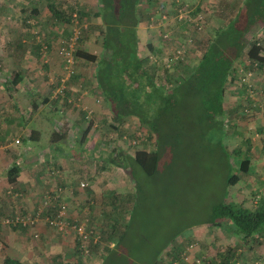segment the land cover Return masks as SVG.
I'll list each match as a JSON object with an SVG mask.
<instances>
[{
  "label": "rangeland",
  "instance_id": "rangeland-1",
  "mask_svg": "<svg viewBox=\"0 0 264 264\" xmlns=\"http://www.w3.org/2000/svg\"><path fill=\"white\" fill-rule=\"evenodd\" d=\"M50 3L55 4L56 8L64 12L70 8L77 13L81 12L83 16L78 14L81 18L83 17L87 29L82 31L79 49L96 55L101 51L99 36L101 23L93 15L98 9L99 1L0 0V116H6L9 107L11 114L13 111L16 113L14 116L33 118V121L26 122L19 117L17 126L7 132L11 145L0 149L1 161L12 165L15 164V160L28 159L29 166L25 173H28L30 178L33 177L39 181L41 174L46 170L51 180H57L67 174L58 170L60 166L57 167L56 163L46 160L47 154L41 147L50 143L56 131L50 127L47 119L43 118L42 121L39 116L80 117L77 129L71 128V124L63 120L58 123L57 131L61 132L67 144L72 145L78 140L80 142L87 120L79 114L80 107H74L78 108V112L73 111L71 114H68L67 110L72 106L73 100L85 94L86 89L81 88H87L85 86L89 85L88 82L94 68L93 63L76 58L73 76L77 77L76 81L71 77L65 83L64 92L62 94L56 92L62 77V59L58 55L57 46L60 40L65 39L70 33L71 27L68 22L55 19L49 10L48 4ZM147 3L153 5L155 0H139L138 6L143 16L149 14L148 10L146 11ZM169 3L171 4V1ZM196 3L197 0H174L171 5L172 8L176 6V13L164 8L152 14L156 17L154 22L159 21V14L169 16L168 24H164L163 28L160 25L155 26L150 19L144 20L138 27L139 48L143 54H146V44L149 42L156 46L154 57L157 62L154 61L152 64L154 67H159L155 69V72L157 79L162 80V84H165L167 79L174 81L179 76V72H186L188 68L196 65L204 46L213 38L215 30L228 22L239 8V0H200L202 6L198 7V10L195 8ZM179 8L191 9L192 13L196 10V13L192 15L201 12L204 19L202 30L197 31L190 24L191 26L187 25L190 30L184 32L181 26L187 23H178L175 19ZM261 26L264 25L259 23L256 29ZM164 29L170 32L173 40L182 41L187 36H191L194 42L184 59L176 61L168 69L163 66V59L172 52L170 50L172 39L169 40L171 47L168 48L169 46L163 43L161 36ZM35 30L40 35V41L48 45L45 53L40 50V42L33 34ZM153 30L160 33V36ZM180 32H184L186 36H181ZM260 42L262 43V40ZM255 72L252 92H247L243 85L228 82L224 92V97L228 100L224 107L225 115L217 118L218 123L210 120L202 126L204 121L200 120L202 116H191V119L190 116L183 115L173 117L170 122L172 124L170 134L160 137H155V134L141 125L136 117H127L120 124L116 122L108 105L102 102L101 92L98 89L97 92L94 91L93 101L98 111L90 113L91 122L92 125L96 122L93 116L104 118L99 123L101 131L96 133L103 134L105 147L110 150L113 147L119 148L122 158L130 157L138 149L157 150L160 164L155 172L148 174L136 163L128 166L127 162H122L128 173V176L124 177L128 188L124 192L128 198L124 204L125 209L120 208L119 194L105 197L108 200L103 208L100 202H95V216H92L91 225L98 231V241L88 243V252L78 253L72 262L63 264H169L171 259L177 260V264H192L194 259H201V264H221L222 257L227 256L230 245L225 246L227 241H223L221 235L225 232H220L219 225L209 221L213 218L214 207L223 200L224 196L227 198V203H232L236 207L249 206L256 198L258 199L255 194L259 192L255 193L254 187L248 188L245 185V200L240 199L241 203H237L238 205L231 202V193L230 191L227 193L225 182L228 175L238 171L227 167L226 161L232 162L236 158L235 152H231L232 146L236 144L240 148L244 146L241 148L242 157L252 156L256 160L264 159V153L254 155L248 150L252 144L257 145L256 148L264 144V74L258 70ZM16 74L20 75L21 80L14 87L12 78ZM80 76H85L88 82L84 83ZM79 83L85 86L80 87ZM70 84H74L79 89L72 91L68 88ZM230 89L233 91L231 94ZM69 92L73 96H70L72 94ZM230 96L234 97L230 99ZM72 97L75 98L72 99ZM249 99L252 101L249 102ZM13 101L15 103L12 107ZM252 103L258 105L253 107ZM244 109H248V112ZM53 111L58 114H52ZM88 111L91 110L88 109ZM24 125H26V131L23 132ZM221 126L226 133L224 141L228 151H222L220 148ZM194 130L205 131V135L199 140L197 131ZM17 136H20L22 140L15 144L14 138ZM247 141L250 143L249 146L246 144ZM48 144L46 147H49ZM24 147L30 149L27 150ZM44 149L48 150V148ZM69 151L72 152L71 155L75 152L72 148H69ZM96 154H93V157ZM86 156L89 157L88 154ZM85 165L88 170L95 169L93 168L94 160H89ZM113 166L111 168L114 169L115 165ZM239 175L247 177L243 172H239ZM15 193L16 190H12L13 195H9V197H14L13 201H17L19 197ZM36 193L40 196V191ZM62 193L61 189V198L67 203ZM253 195L255 196L252 200ZM39 204L40 201L37 200L32 211L36 210ZM206 223L207 229L209 228L207 234L211 242L202 241L201 243L194 237H192L194 239L187 237L192 229L200 224L206 225ZM71 232L68 233L71 235ZM35 233L34 238L39 237L35 236ZM178 235L181 237L174 242ZM228 242L231 244V241ZM190 243H196V245L191 251L189 260L186 261L189 263H185L182 256L185 246ZM249 247L247 245L245 248L241 247L234 254L230 252L229 257L232 256V259L228 264H234L236 261L239 264H261L263 259L249 262ZM178 254L179 256L175 258ZM220 254L223 256L221 257Z\"/></svg>",
  "mask_w": 264,
  "mask_h": 264
},
{
  "label": "trees",
  "instance_id": "trees-1",
  "mask_svg": "<svg viewBox=\"0 0 264 264\" xmlns=\"http://www.w3.org/2000/svg\"><path fill=\"white\" fill-rule=\"evenodd\" d=\"M98 1V9L93 15L101 23L99 32L101 51L96 55L78 49L75 52V58H82L93 63L92 81L101 92L102 100L110 108L113 119L119 124L125 118L133 116L148 131L154 133L155 137H160L170 134L172 127L170 122L173 117L183 115L190 116L191 119V116H202L200 119L204 120L202 126L210 120L218 123L217 118L225 115L224 92L229 80H234V72L238 63L244 58L253 60L258 63V71L264 73V48L257 35L253 36L250 31L257 22L264 25V0H241L236 14L215 30L213 38L204 46L197 64L188 68L186 72H179V76L174 81L167 79L165 84L157 79L155 69L159 67H154L151 62L155 55L151 52L156 50V46L149 42L146 44L149 55L139 53L137 29L146 16H143L138 6L139 0ZM48 6L55 19L68 22L70 12L73 11L70 10L71 8L70 11L64 12L56 8L55 4L50 3ZM194 12L191 11L192 14ZM78 13L83 16L81 12ZM186 23L190 25L188 21ZM158 35L160 36V33ZM163 43L169 45L167 41ZM245 47L247 51L243 55L242 51ZM20 80V75L16 74L12 78V83L15 86ZM87 123L86 129L92 125L91 120ZM194 131H197L199 140L205 135V131ZM222 151H225V148ZM118 157L111 154L109 163L122 169H125L121 162L123 160L128 163V166L136 163L148 174L155 172L160 164L157 150L148 152L138 149L133 156L121 159ZM235 157L238 159L240 157V162L237 160L238 170L243 173L247 172L249 159L242 158L240 151L235 152ZM226 162L228 168H234L233 162H228V160ZM19 169L15 163L8 170L10 182L15 181ZM238 177L237 173L228 175L225 180L226 186L235 184ZM54 192L46 193L54 194ZM44 194L41 195V199ZM61 200L60 198L59 201ZM257 203L253 208L236 207L223 200L214 207L213 218L209 221L212 224L221 225L219 221L226 220L224 227L246 242L264 229V199H260ZM74 219L69 214V220L73 222ZM75 243L76 251L84 252L81 241L76 237ZM230 252L232 253L228 248L227 256L220 254L221 257L223 256L221 264H228L232 259V256L229 257ZM178 256L179 254L175 258ZM2 264L23 263L7 256L3 258Z\"/></svg>",
  "mask_w": 264,
  "mask_h": 264
},
{
  "label": "crops",
  "instance_id": "crops-1",
  "mask_svg": "<svg viewBox=\"0 0 264 264\" xmlns=\"http://www.w3.org/2000/svg\"><path fill=\"white\" fill-rule=\"evenodd\" d=\"M165 1L155 0V4L153 5H149L147 3L146 11L148 10L149 14H147V16H144V19L145 20L150 19L151 18L150 16L159 9L164 10V8L166 9L168 8V10L170 11H175L176 6L172 8V5H173L172 3L174 0H165ZM170 1L172 5L169 3ZM240 5H241V1L239 0V6ZM200 6H202V4L200 3V0H197L195 8L198 10V7ZM174 13H176V11ZM166 24H168V22ZM258 24L259 22L253 25L250 31L253 34V36L257 35L259 40H262L261 45L264 48V26H261L260 28L256 29V26ZM187 25L189 26V24L181 26L184 32H188L187 30H190L188 29ZM153 31L155 33L157 32L155 30ZM184 32H180L181 36L184 35L183 34ZM156 34L158 35V33ZM138 37H139V34H138ZM168 46H169L168 48L171 47L170 44ZM245 51H247L246 47L243 49L242 54L245 53ZM139 53L141 55H144L143 51H141L140 48H139ZM151 54L156 55L155 52H151ZM145 55H149V53L147 54L146 52ZM263 55H264V51H263ZM238 62L240 61L238 60ZM77 71L79 72V70ZM93 72H94V68H93ZM73 79L74 81H76L77 77H72V80ZM80 79L84 83L88 82L85 79V76H80ZM232 82L234 83V80L232 81L229 80V83H232ZM88 83H89L88 86L87 85L85 86L83 83L78 84L80 87L84 85L85 87L88 88V89L81 88L82 90L86 89V91H85V94H83L80 97L81 98L80 105L82 108L89 109L91 110V112L94 111L93 113H96V111H98V108L97 106L95 107L93 96H95V92H97V86L92 81V75ZM68 88L71 89L72 91H76L79 89V88H76L74 84H70ZM67 91H70V90H67ZM232 92L233 91L230 89L229 93L231 94ZM241 93L244 95L243 91ZM70 96H73V94ZM230 97H231L230 99H232L234 96H230ZM74 98L75 97H72V99ZM223 100H224L223 103L225 107L227 105L228 100H226L225 97H223ZM235 101L237 104L238 102L237 99ZM248 101L251 102L252 100L249 99ZM102 102L105 104L103 100ZM14 103L15 102L13 101L12 107ZM252 105H254L253 107H256L255 105H258V104L252 103ZM74 107H76V105L74 102H72V106H70V109L67 110L68 114H71L73 111L78 112V108L76 109ZM79 111H81L79 112V114L83 116L84 111L82 109ZM15 114L16 113L14 111L11 114L9 107H8L6 116H0V146L2 147V149H4L5 147H10L11 142H10L9 136L7 135V132L9 130H13L17 126L19 117L22 119V121L23 120H25L26 122L33 121V118H31L30 116H19L18 117V116H14ZM52 114L57 115L58 113L53 111ZM39 117H41L40 120L42 121H43V118L47 119L50 127H52L54 131H56V133L50 140V143L49 144L47 143L49 147H46L47 144H45L44 147H41V149H43V151L46 152L47 154V155L45 154L47 156L46 160L54 164L56 163L57 167L60 166L58 170L60 169L61 172H64V174L66 173L67 174L64 177L61 176L57 180H51L49 179V173L46 170L45 172H43V174H41L40 176L41 180L39 181V180H36V178H33V177L30 178L28 176L29 174L25 173L27 172V168H28L27 166H29L28 159L24 161L15 160V163L19 166L20 169H19V172L17 174L15 181L10 182L8 180V170L12 167L13 164L11 165L10 163L6 161L2 162L1 161L2 154L0 153V218L6 217V216H12L17 210L22 213H31V211L36 205L37 200L39 201L41 200L42 194L46 192L52 193L54 191H57V189L63 190L62 196L64 197L66 201H68L67 204L69 205L68 206L69 214H71L72 217H74L75 219L79 221L87 220V223L90 224L91 228L93 229L95 228L93 225H91V221H92V216H95L94 215L95 205H96L95 202H100L103 208L105 207L107 200H108L106 198L110 197L113 194H116V195L119 194L120 208L125 209L124 204H125V201H128V198L126 197V194L124 192H126L128 188L126 186L127 180L124 177L125 175L128 176V173L126 171V168L122 169V168L115 166V168L113 169L111 168V167H114L113 164L109 163L111 153L114 155H117V157L119 156L118 157L119 159L122 158L120 156V149L117 147H113L112 150H110L109 148H106L105 147L106 143L104 141L105 138L103 134L96 133V132L101 131V129L99 128V123L102 122L104 118L102 116H93L94 121L96 122H94L93 125H91L88 129L85 128L82 131L80 142L78 140V142L73 143L71 145V144H67V142L64 141L63 135L60 134L61 132H57L59 129L58 123L65 120L71 124L70 125L71 128L77 129V125L80 124L79 122L80 117H76V116H39ZM221 129H222V132H221L222 139L220 142V148L221 149L225 148V151H228L227 150L228 148L224 141L225 140L224 135L226 133L223 130L222 126H221ZM22 131L23 132L26 131V125H24ZM16 139H18L19 142L20 140H22L20 136H17L14 138V143ZM2 143L4 144L2 145ZM109 144L111 145L110 142ZM246 144L248 146L250 145L248 141ZM256 146L254 144L249 146L248 148L249 152L253 153L254 155H257L258 153L259 154L264 153V144L259 145L258 148H256ZM44 148H48V150ZM69 148H72L75 150L74 154L71 155L72 152L69 151ZM241 148L237 147V144H236L232 146L231 152L240 151L241 157H242L243 151ZM24 149L28 150L30 148L24 147ZM144 150L148 152L154 151V150H148V149H144ZM95 153L97 154L95 157H93V154ZM86 154H88L89 157L86 156ZM131 156H133V154ZM247 158L249 159V164L247 167V172L244 173L247 175V177H242L239 175L240 171L238 170V167H237V160L238 162H240L239 160L240 157L239 159L238 157H236L235 160L232 161L233 162L232 164H235L234 168L238 170L236 173L238 174L239 177H238V181L235 184H233L232 186H227V190H228L227 193H229L230 191L231 193L230 197L232 200L231 202L237 204L240 202V199L244 201L246 198V192H245L244 186L247 185L248 188L254 187L253 189L254 192L260 193V194L259 193L255 194L257 195L258 199L256 198L254 203H252L249 206L243 205L244 207L253 208L258 204L257 202L260 199L261 200L264 199V159L259 158L258 160H256L255 158H252V156H249ZM89 160H94L93 168L95 169L93 171L88 170L86 168L85 164L86 162H89ZM121 162H125V161L123 160ZM68 165L70 166L68 167ZM80 182L85 183V186H83L84 188L80 186ZM252 188H250V190ZM9 189L14 190V191L16 190L17 194L16 193L15 194L16 196L17 195L19 196L17 198V201L12 200L14 197L13 198L9 197L10 195L8 193ZM17 191H20V192L18 193ZM37 191L38 192L40 191V196L39 195L37 196V193H36ZM255 195L251 197L252 200ZM223 200L227 201L226 196H224ZM100 212H103V210H100ZM226 222H227L226 220L219 221V223L221 224L219 225L220 232H225L224 234L221 233L222 240L227 241L226 242L227 244H225V246L230 245V247L228 248L232 249L231 251L234 254L235 252L240 250L241 247L245 248L246 245L248 247L252 245L254 248L252 249V247L250 246L248 250L249 251V262H257V261H260V259H263L262 260L263 262L261 264H264V229L261 232L253 235V238H250L246 242H244L238 237L234 236L231 232H229L227 228L224 227L225 226L224 224H226ZM208 231H209V228L207 229V223L206 225L200 224L194 229H192L190 233H188L189 235H187V237L191 239L195 238L199 240V242L201 243L202 241L209 243V241L211 242V240L207 234ZM35 232L37 236L39 237L34 238L33 235ZM72 233L73 232H71V235L70 234L62 235L61 233H58L56 230L50 228L43 220H39L38 223L35 225V227H32V228H28V227L21 226V225L12 226V225L0 224V264H2L3 258L7 256L16 258L19 261H21L23 264H53V263L63 264L66 262L67 263L72 262L73 258H75V255L78 256V253H79L78 251H76L75 237H74V234ZM183 235L185 236L186 234H183ZM69 236H71V238H69ZM179 237L181 236L178 235L177 237H175L176 240H174V242L178 241ZM228 241H231V244H229ZM221 243H224V242H221Z\"/></svg>",
  "mask_w": 264,
  "mask_h": 264
},
{
  "label": "built area",
  "instance_id": "built-area-1",
  "mask_svg": "<svg viewBox=\"0 0 264 264\" xmlns=\"http://www.w3.org/2000/svg\"><path fill=\"white\" fill-rule=\"evenodd\" d=\"M159 21L154 22L156 17L154 18L151 15L150 22H153L155 26H164L168 22L169 16L160 15ZM177 22L188 21L194 29L197 31L202 30L203 28V14L197 13L192 15L191 9L187 8H179L177 10V14L175 16ZM83 21V19L79 16L76 11H72L69 16L68 25L71 27L70 33L66 36L65 39L60 40V43L57 46L58 55L62 59V77L60 78L59 86L57 87L56 92L62 94L65 89V83L74 76L75 74V52L79 49L80 38L82 35V31L87 29V24ZM160 28V27H158ZM35 34V38L40 42V50L45 53L48 49V45L42 41H40V35L38 31L35 30L33 32ZM162 40L169 42L172 39L170 32L164 29L161 33ZM193 40L191 36H187L181 42H177L175 40L171 41L172 50L171 54L165 56L163 59V66L165 68H170V66L176 61H182L184 59L185 54L188 52L190 46L193 45ZM152 61H157L155 59ZM258 70V63L244 58L237 66L234 72V83L238 85H243L246 87L247 92H252L254 88L253 80H255V71ZM101 98V96H100ZM70 101V100H69ZM97 101H100L97 99ZM72 102L75 103L77 107H80L85 112V119L87 121L92 120V116H90L91 111H88L86 108H82L80 105V97L76 98ZM245 112H248V109H244ZM16 143L19 142L18 139L15 140ZM133 143H136L133 141ZM0 149L2 147L0 146ZM80 186H85L84 182H80ZM8 193L12 196V190H8ZM16 195V194H15ZM61 198V189H57L54 194H44L42 199L40 200V204L38 208L31 213H22L20 211H15L12 216H6L0 218V224L5 225H21L28 228L35 227L39 220H43L46 224H48L54 230L60 232L61 234H66L69 231H72L75 234V237L81 241L83 246V251L88 252L87 244L90 242L96 243L98 241V231L89 226L87 221L85 220H77L74 219L73 222L69 220V210L67 203L64 200L59 201ZM62 199V198H61ZM37 234L35 233V236ZM196 243H190L188 246H185V252L183 253L182 259L185 263L189 260L191 256V251L195 248ZM171 264H177V260L171 259L169 261ZM192 264H201V259H194ZM234 264H239L236 261Z\"/></svg>",
  "mask_w": 264,
  "mask_h": 264
}]
</instances>
